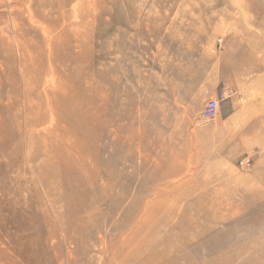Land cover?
Instances as JSON below:
<instances>
[{"label": "rangeland", "instance_id": "374dc122", "mask_svg": "<svg viewBox=\"0 0 264 264\" xmlns=\"http://www.w3.org/2000/svg\"><path fill=\"white\" fill-rule=\"evenodd\" d=\"M0 264H264V0H0Z\"/></svg>", "mask_w": 264, "mask_h": 264}, {"label": "built area", "instance_id": "2783aa9c", "mask_svg": "<svg viewBox=\"0 0 264 264\" xmlns=\"http://www.w3.org/2000/svg\"><path fill=\"white\" fill-rule=\"evenodd\" d=\"M222 95L217 96V98L210 100L203 110V116L207 119L214 118L219 110L220 102L222 101Z\"/></svg>", "mask_w": 264, "mask_h": 264}, {"label": "bare ground", "instance_id": "6f19581e", "mask_svg": "<svg viewBox=\"0 0 264 264\" xmlns=\"http://www.w3.org/2000/svg\"><path fill=\"white\" fill-rule=\"evenodd\" d=\"M135 259V258H134Z\"/></svg>", "mask_w": 264, "mask_h": 264}]
</instances>
